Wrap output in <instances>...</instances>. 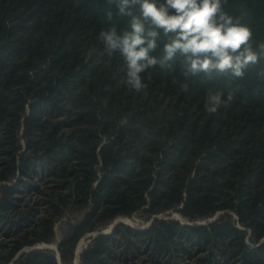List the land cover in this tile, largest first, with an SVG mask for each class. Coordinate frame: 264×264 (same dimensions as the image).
Segmentation results:
<instances>
[{"label":"trees","instance_id":"obj_1","mask_svg":"<svg viewBox=\"0 0 264 264\" xmlns=\"http://www.w3.org/2000/svg\"><path fill=\"white\" fill-rule=\"evenodd\" d=\"M250 2L264 42V0ZM109 24L120 31L129 18L108 0H0V264H74L81 239L134 214L156 218L98 235L80 264H264L255 73L238 82L247 102L216 116L204 93L225 79L186 77L180 58L171 73L144 74L135 93L120 82L119 55L96 41ZM164 42L161 33L158 58ZM172 212L188 222L157 217ZM57 224L60 257L35 247L57 242Z\"/></svg>","mask_w":264,"mask_h":264},{"label":"clouds","instance_id":"obj_2","mask_svg":"<svg viewBox=\"0 0 264 264\" xmlns=\"http://www.w3.org/2000/svg\"><path fill=\"white\" fill-rule=\"evenodd\" d=\"M117 14L129 18V27L118 31L114 24L102 28L96 41L111 57L118 54L122 73L120 82L129 90H146L144 74L152 69L173 71V63L181 59L184 75H203L207 80L224 78V87L208 88L203 109L209 116L227 111L237 102L246 103L240 95L239 81L255 73L257 93L264 91V42L255 41L253 19L255 9L250 0H108ZM109 22L111 11L106 13ZM163 34V54L154 55ZM97 46L87 49L91 58ZM173 83L176 80L173 79ZM183 93L189 91L187 80L180 84ZM126 122V121H125Z\"/></svg>","mask_w":264,"mask_h":264},{"label":"rangeland","instance_id":"obj_3","mask_svg":"<svg viewBox=\"0 0 264 264\" xmlns=\"http://www.w3.org/2000/svg\"><path fill=\"white\" fill-rule=\"evenodd\" d=\"M223 213H219L218 215L214 216L213 218L209 219V220H205V221H197L198 224H207L210 223V221H212L213 219H218ZM76 217V216H75ZM74 217V218H75ZM159 219H167V218H176L181 220L182 222H188L185 219H183L181 217L180 214H178L177 212H172L170 214H161L157 216ZM67 218H71V217H67ZM156 217H152L150 220H147L145 217L141 216L140 214H134L133 216H120L118 217L116 220H113V222H111L104 230H102L101 232H94L91 233L89 235H86L83 239H81L79 241V243L77 244V248L75 251V258H74V264H80V257H81V253L88 248V246L91 244L92 239L94 238V235L97 233H103V234H110L112 233V231L114 230V228L118 225V224H125L128 226H131L132 228H134L135 230H145L147 228H149L151 226V223H153L154 219ZM214 221V220H213ZM60 224H57L56 226V232H57V242L52 243V244H38L37 246H40L42 248H46L49 250H54L57 252L58 256H59V252H58V243L60 241L61 237V229H60ZM33 248V247H32ZM60 257V256H59Z\"/></svg>","mask_w":264,"mask_h":264},{"label":"water","instance_id":"obj_4","mask_svg":"<svg viewBox=\"0 0 264 264\" xmlns=\"http://www.w3.org/2000/svg\"><path fill=\"white\" fill-rule=\"evenodd\" d=\"M213 220L215 221L216 219H213ZM213 220L210 221V223H211V222H214ZM100 234H103V233H97V234H95V235H94V238H95L96 236L100 235ZM41 248H42V247H41Z\"/></svg>","mask_w":264,"mask_h":264}]
</instances>
